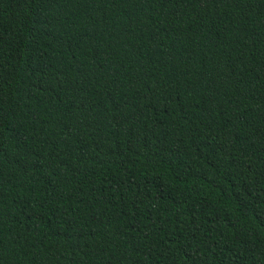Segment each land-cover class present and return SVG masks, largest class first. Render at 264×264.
Segmentation results:
<instances>
[{
    "label": "trees",
    "instance_id": "obj_1",
    "mask_svg": "<svg viewBox=\"0 0 264 264\" xmlns=\"http://www.w3.org/2000/svg\"><path fill=\"white\" fill-rule=\"evenodd\" d=\"M0 264H264V0H0Z\"/></svg>",
    "mask_w": 264,
    "mask_h": 264
}]
</instances>
